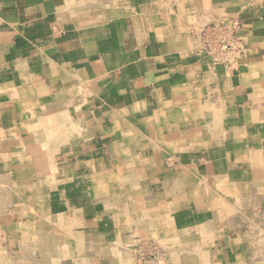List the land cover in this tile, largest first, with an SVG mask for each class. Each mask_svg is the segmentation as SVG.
I'll use <instances>...</instances> for the list:
<instances>
[{
    "label": "crops",
    "instance_id": "obj_1",
    "mask_svg": "<svg viewBox=\"0 0 264 264\" xmlns=\"http://www.w3.org/2000/svg\"><path fill=\"white\" fill-rule=\"evenodd\" d=\"M263 58L264 0H0V264H264Z\"/></svg>",
    "mask_w": 264,
    "mask_h": 264
},
{
    "label": "built area",
    "instance_id": "obj_2",
    "mask_svg": "<svg viewBox=\"0 0 264 264\" xmlns=\"http://www.w3.org/2000/svg\"><path fill=\"white\" fill-rule=\"evenodd\" d=\"M193 34L199 44V51L210 55L215 61L230 62L234 56L244 54L245 48L239 34V25L232 18L210 20Z\"/></svg>",
    "mask_w": 264,
    "mask_h": 264
},
{
    "label": "bare ground",
    "instance_id": "obj_3",
    "mask_svg": "<svg viewBox=\"0 0 264 264\" xmlns=\"http://www.w3.org/2000/svg\"><path fill=\"white\" fill-rule=\"evenodd\" d=\"M261 53V52H260ZM264 59V58H263ZM245 66V65H244ZM258 73V72H257ZM249 76V75H248ZM258 76V75H257ZM252 81V80H251ZM254 82V81H253ZM233 85V84H232ZM238 89V88H237ZM239 89H240V87H239ZM236 91V90H235ZM245 91V90H244ZM230 94V93H229ZM224 95V94H223ZM226 96V95H225ZM263 96V95H262ZM216 98V97H215ZM234 98V97H233ZM228 101V100H227ZM259 101V100H258ZM229 103V102H228ZM258 103V102H257ZM261 103H262V101H261ZM217 104V103H216ZM226 104V103H225ZM230 105V104H229ZM232 105V104H231ZM171 106V105H170ZM206 107V106H205ZM210 107V106H209ZM208 107V108H209ZM225 107H227L226 105H225ZM221 108V107H220ZM249 108V107H248ZM169 110V109H168ZM202 110V109H201ZM212 110V109H211ZM216 110V109H215ZM256 110V109H255ZM229 111V110H228ZM61 112V111H60ZM259 113V112H258ZM263 113V112H262ZM37 114V113H36ZM186 114V113H185ZM207 114V113H206ZM164 115H166V114H164ZM215 115V114H214ZM218 115V114H217ZM231 115V114H230ZM249 116V115H248ZM217 117V116H216ZM236 117V116H235ZM170 118V117H169ZM223 118V117H222ZM69 119V118H68ZM251 119V118H250ZM262 119V118H261ZM118 120V119H117ZM58 121V120H57ZM210 121V120H209ZM256 121V120H255ZM76 122V121H75ZM213 122V121H212ZM53 123V122H52ZM58 123V122H57ZM56 123V124H57ZM69 123V122H68ZM72 123H74V122H72ZM78 123V122H77ZM252 123V122H251ZM221 124V123H220ZM246 124V123H245ZM66 125V124H65ZM216 125V124H215ZM64 126V125H63ZM82 126V125H81ZM199 126V125H198ZM209 126H212V125H210L209 124ZM221 126H223V125H221ZM229 126V125H228ZM260 126V125H259ZM47 127H48V125H47ZM83 127V126H82ZM230 127V126H229ZM246 127V126H245ZM80 128V127H79ZM134 128V127H133ZM221 128V127H220ZM50 129V128H49ZM68 129V128H67ZM83 129V128H82ZM178 129H181V128H178ZM136 130V129H135ZM160 130V129H159ZM209 130H212V129H209ZM219 130V129H218ZM221 130V129H220ZM9 131V130H8ZM69 131V130H68ZM86 131V130H85ZM196 131V130H195ZM84 132V131H83ZM193 132V131H192ZM227 132H228V128H227ZM47 133V132H46ZM82 133V132H81ZM188 133V132H187ZM230 133V132H229ZM256 133V132H255ZM60 134V133H59ZM66 133H64V135H65ZM84 134V133H83ZM156 134V133H155ZM154 134V135H155ZM232 134V133H231ZM254 134V133H253ZM39 135V134H38ZM52 135V134H51ZM187 135V134H186ZM213 135V134H212ZM218 135V134H217ZM246 135V134H245ZM41 136V135H40ZM74 136V135H73ZM77 136V135H76ZM125 136V135H124ZM44 137V136H43ZM190 137V136H189ZM229 137V136H228ZM41 138H42V136H41ZM63 138V137H62ZM155 138V137H154ZM168 138V137H167ZM213 138V137H212ZM241 138V137H240ZM43 139V138H42ZM161 139V138H160ZM207 139V138H206ZM238 139V138H237ZM264 139V138H263ZM37 140V139H36ZM57 140V139H56ZM130 140V139H129ZM247 140V139H246ZM256 140V139H255ZM46 141H48V140H46ZM63 141V140H62ZM61 141V142H62ZM191 141V140H190ZM177 142V141H176ZM193 142V141H192ZM195 142V141H194ZM154 143V142H153ZM261 143V142H260ZM114 144H112V146H113ZM160 145V144H159ZM223 145V144H222ZM116 146V145H115ZM221 146V145H220ZM165 147V146H164ZM179 147H181V146H179ZM186 147V146H185ZM249 149V148H248ZM263 149V148H262ZM121 150V149H120ZM161 150V149H160ZM260 150V149H259ZM115 152V151H114ZM264 152V151H263ZM110 154V153H109ZM245 154V153H244ZM243 154V155H244ZM118 156V155H117ZM240 156V155H239ZM264 156V155H263ZM235 157V156H234ZM249 157H250V155H249ZM262 157V156H261ZM114 158V157H113ZM243 158H244V156H243ZM246 158V157H245ZM173 159V158H172ZM242 160V159H241ZM246 160V159H245ZM35 163V162H34ZM184 165V164H183ZM189 165V164H188ZM193 166V165H192ZM250 166V165H249ZM234 167V166H233ZM75 169V168H74ZM184 169V168H183ZM73 170V169H72ZM249 170V169H248ZM37 171V170H36ZM161 171V170H160ZM247 171V170H246ZM199 172H200V170H199ZM258 172V171H257ZM67 173V172H66ZM118 173V172H117ZM206 173V172H205ZM70 174V173H69ZM127 174H128V172H127ZM212 174V173H211ZM183 175V174H182ZM259 175V174H258ZM39 176V175H38ZM52 176V175H51ZM102 176V175H101ZM205 176V175H204ZM251 176V175H250ZM203 178V177H202ZM251 178V177H250ZM97 179V178H96ZM117 179V178H116ZM119 179V178H118ZM204 179H205V177H204ZM253 179V178H252ZM259 179H260V177H259ZM56 180V179H55ZM77 180V179H76ZM95 180V179H94ZM94 180H92V181H94ZM54 181V180H53ZM57 181V180H56ZM250 181H252V180H250ZM53 183V182H52ZM247 183V182H246ZM94 184V183H93ZM158 184V183H157ZM230 184V183H229ZM54 185H56V183L54 184ZM148 185V184H147ZM151 185V184H150ZM236 185V184H235ZM262 185H263V183H262ZM125 186V185H124ZM138 187V186H137ZM214 187V186H213ZM231 187H232V185H231ZM245 187V186H244ZM116 188V187H115ZM126 188V187H125ZM136 189V188H135ZM194 189V188H193ZM211 189H212V187H211ZM238 189V188H237ZM216 190V189H215ZM223 190V189H222ZM126 191V190H125ZM229 191V190H228ZM228 191L226 192L227 194H228ZM113 192H115V191H113ZM123 192V191H122ZM127 192H129V191H127ZM192 192V191H191ZM200 192V191H199ZM198 192V193H199ZM231 192V191H230ZM95 193V192H94ZM125 193V192H124ZM157 193V192H156ZM221 193V192H220ZM224 193H225V191H224ZM225 193V194H226ZM233 193V192H232ZM239 193V192H238ZM126 194V193H125ZM143 194V193H142ZM191 194V193H190ZM197 194V193H196ZM200 194V193H199ZM212 194V193H211ZM235 194V193H234ZM134 195H136V194H134ZM91 196V195H90ZM95 196V195H94ZM216 196V195H215ZM117 197V196H116ZM145 197V196H144ZM190 197V196H189ZM132 198V197H131ZM191 198V197H190ZM220 198V197H219ZM99 199V198H98ZM112 199V198H111ZM140 199V198H139ZM223 199V198H222ZM82 200V199H81ZM191 200V199H190ZM97 201V200H96ZM103 201V200H102ZM216 201V200H215ZM95 202V201H94ZM210 202H213V201H210ZM214 203V202H213ZM41 204V203H40ZM79 204V203H78ZM135 204V203H134ZM173 204V203H172ZM154 205V204H153ZM110 206V205H109ZM135 206V205H134ZM208 206V205H207ZM258 206V205H257ZM212 207H213V205H212ZM253 207H255V206H253ZM42 208V207H41ZM206 208V207H205ZM202 209V208H201ZM53 210V209H52ZM258 210H260V209H258ZM264 211V210H263ZM214 212V211H213ZM230 212V211H229ZM71 213V212H70ZM211 213V212H210ZM250 215V214H249ZM257 215V214H256ZM264 215V214H263ZM122 216H124V215H122ZM159 216V215H158ZM183 217V216H182ZM212 217V216H211ZM138 218V217H137ZM142 218V217H141ZM129 219V218H128ZM253 219V218H252ZM261 219V218H260ZM138 220V219H137ZM151 220V219H150ZM156 220V219H155ZM264 220V219H263ZM262 220V221H263ZM211 221V220H210ZM255 221V220H254ZM63 222V221H62ZM132 222V221H131ZM156 222V221H155ZM183 222V221H182ZM181 222V223H182ZM101 223V222H100ZM166 223V222H165ZM180 223V224H181ZM241 223V222H240ZM254 223V222H253ZM261 223V222H260ZM70 224V223H69ZM169 224V223H168ZM179 224V225H180ZM213 224V223H212ZM258 224H259V222H258ZM257 224V225H258ZM263 224H264V222H263ZM123 225V224H122ZM167 225V224H166ZM250 225V224H249ZM66 226V225H65ZM71 226V225H70ZM211 226V225H210ZM209 226V227H210ZM237 226V225H236ZM256 226V225H255ZM165 227V226H164ZM253 227V226H252ZM238 228V227H237ZM166 229V228H165ZM167 229H168V227H167ZM210 229V228H209ZM249 229V228H248ZM251 229H253V228H251ZM259 229V228H258ZM257 229V230H258ZM204 230V229H203ZM250 230V229H249ZM168 231V230H167ZM205 232V231H204ZM261 233V232H260ZM211 235V234H210ZM246 235H251V234H247L246 233ZM253 235V234H252ZM203 236V235H202ZM212 236V235H211ZM255 236V235H254ZM245 237H247V236H245ZM262 237V236H261ZM66 238V237H65ZM200 239V238H199ZM202 239V238H201ZM251 239V238H250ZM249 238H248V240H250ZM78 240V239H77ZM82 240V239H81ZM254 240V239H253ZM258 240V239H257ZM261 241H262V238L260 239ZM259 240V241H260ZM62 241V240H61ZM79 241V240H78ZM255 242V241H254ZM257 242V241H256ZM67 243V242H66ZM188 244V243H187ZM186 245V244H185ZM77 246V245H76ZM187 246V245H186ZM185 246V247H186ZM192 246V245H191ZM256 247V246H255ZM74 249V248H73ZM251 249V248H250ZM261 249V248H260ZM180 250V249H179ZM257 250V249H256ZM250 251V250H249ZM257 252V251H256ZM174 255H175V253H174ZM251 255V254H250ZM141 256V255H140ZM182 256V255H181ZM183 256H185V255H183ZM179 259V258H178ZM216 259V258H215ZM214 260V259H213ZM169 261V260H168ZM217 262V261H216ZM174 263V262H173ZM251 263V262H250ZM126 264V263H125ZM191 264V263H190Z\"/></svg>",
    "mask_w": 264,
    "mask_h": 264
},
{
    "label": "rangeland",
    "instance_id": "obj_4",
    "mask_svg": "<svg viewBox=\"0 0 264 264\" xmlns=\"http://www.w3.org/2000/svg\"><path fill=\"white\" fill-rule=\"evenodd\" d=\"M260 218H261V219L259 220V223L261 222L260 225L262 224V225H263L262 227H264V224H263V222H264L263 219H264V218H263L262 216H260ZM262 220H263V221H262ZM262 235H263V234H262Z\"/></svg>",
    "mask_w": 264,
    "mask_h": 264
}]
</instances>
